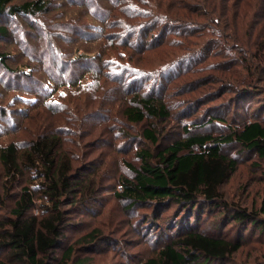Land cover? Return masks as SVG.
<instances>
[{"label":"trees","instance_id":"obj_1","mask_svg":"<svg viewBox=\"0 0 264 264\" xmlns=\"http://www.w3.org/2000/svg\"><path fill=\"white\" fill-rule=\"evenodd\" d=\"M13 1L0 0V18L21 15L38 18L40 23L56 20V28L67 35H55L60 39L57 42L51 34L44 35L39 30L38 39L44 36L46 40L43 51L58 56L55 68L49 69L48 64L38 66L36 74L31 73L34 66L27 64L30 69L22 72L23 77L30 76L28 85L36 86L32 90L33 98L38 102H41L39 98L43 92L53 104L50 96L61 87L69 88L68 94L60 97L66 110L86 89L91 90L92 96H99L103 90L106 94L114 90V86L122 88L133 83L139 88H128L118 99L117 111L121 117L134 124L165 119L171 115L168 98L179 80L192 76H198L196 79L199 80L204 73L229 68V77L237 78L240 71L232 70L231 64L232 60L240 61L242 48L257 58L254 61L246 57L242 61L249 74L257 71L264 62V0H110L114 1L110 5L108 0H72L80 8L77 16L64 2L26 0L17 4ZM61 7V11L51 18L50 13ZM60 19L66 20L60 24ZM9 35V27L0 24V37ZM99 42L101 48L95 54L83 50L80 45ZM164 44L176 49L168 51L170 57L159 68L149 70L137 65L150 49ZM218 56L223 65L215 61ZM7 57L0 49V69L11 71ZM30 57L42 64V55L31 54ZM87 77L90 80L87 81ZM147 86L149 90L145 89ZM155 91H159L158 94ZM65 97L67 102H64ZM109 105L103 107L108 108L103 109L105 114L100 107L97 115H90L91 119L101 118L97 120L99 124H106L111 117L108 111H114L115 107ZM214 116L211 115V121L217 119ZM44 118L51 120L46 115ZM143 135L153 143L158 142L156 129L149 125L143 128ZM232 141L256 149L264 157V124L251 120L223 137L210 133L188 134L160 150L154 164L150 161L154 156L143 149L139 152L142 163L139 168H134V180L122 179L121 190L116 193L132 199L133 203L195 202L198 196L211 202L222 200L220 187L236 169L235 158L223 151V145ZM64 142L59 134L50 130L36 134L24 148L16 142L0 147V163L7 177L0 185L7 187L8 182L20 183L26 175L29 181L20 188L11 208V217L5 221L0 219V247L9 250L20 263L53 264L49 261L56 259L53 253L62 246L61 198L70 194L74 197L82 190V181L71 173L72 157L67 156ZM34 180L40 181L35 183ZM42 196L48 199L45 203L48 214L31 213L39 206ZM234 218L251 223L264 233V199L259 211L242 209ZM98 235L95 228L79 240L91 243ZM239 247V243L226 238L186 231L143 264H204L202 257L205 262L225 259ZM73 251V245L68 247L55 264H69ZM91 260L84 257L76 261L89 264ZM0 264L10 262L0 258Z\"/></svg>","mask_w":264,"mask_h":264},{"label":"rangeland","instance_id":"obj_2","mask_svg":"<svg viewBox=\"0 0 264 264\" xmlns=\"http://www.w3.org/2000/svg\"><path fill=\"white\" fill-rule=\"evenodd\" d=\"M23 1L26 0L13 2L18 4ZM108 1L109 5L114 2ZM54 2L70 5L75 16L80 11L72 0ZM61 9L55 8L50 13L51 18ZM65 20L60 19L58 23ZM55 21L47 19L40 23L38 18L21 15L0 18V24L8 26L10 30L8 37H0V49L7 54L11 68V71L0 69V147L16 142L20 148H24L36 134L54 130L65 140L67 156L72 157L73 177L82 181L80 193L74 197L70 194L61 198L59 207L63 211V243L53 253L56 259L49 262L55 264L64 250L73 245L69 264H78L80 262L76 260L84 257L92 259L89 264H143L179 235L186 231H198L240 244L239 249L227 258L205 262L202 257V263L264 264V233L259 232L251 223L234 218L237 211L242 209L259 211L264 199V157L256 149L236 141L223 145V151L235 158L236 169L220 187L222 200L211 202L198 196L195 202L165 200L133 203L132 199L116 193L121 190L122 179L134 180V168H139L142 163L139 152L143 149L154 156L150 160L154 164L160 150L176 140L184 139L188 134L210 133L223 137L251 120L264 124V62L257 71L253 70L249 74L246 66L241 63L246 57L254 61L257 58L242 48L240 61L232 60L231 64L232 70L236 68L240 71L237 78L229 77V68L204 73L199 80L196 79L198 76L179 80L177 88L168 98L170 117L134 124L121 117L117 111L118 99L126 90L139 88L133 83L122 88L114 86V90L106 94L103 90L99 96H92L91 90L86 89L80 98L70 102L67 110L60 97L68 94L69 88L61 87L50 96L56 108L48 102L47 93H41V102L33 98L35 94L32 89L36 86L30 87L27 83L30 76L23 77L22 72L26 73L30 69L27 64L34 66L31 73L36 74L38 66L48 64L49 69L55 68L58 56L54 52L43 51L46 48L43 46V41H46L44 36L38 39L39 30L44 35L51 34L53 38L55 35L67 36L56 28ZM55 39L60 41L59 37ZM101 44L80 45L83 50L94 51L95 54ZM175 49V46L168 44L150 49L138 60L137 65L155 70L170 57L168 51ZM31 54L42 55V64L34 61ZM218 59L221 56L215 61L223 65ZM246 74L249 76L246 77ZM109 87L110 84L107 90ZM107 104L115 105L114 111H108L111 117L106 120V124L102 122L100 125L97 120L101 118L94 120L90 115L99 113L100 107V111L107 110L103 108ZM45 115L52 121L44 118ZM211 115L217 119L211 121ZM148 125L156 129L159 137L157 143L143 135V128ZM187 128L190 132H187ZM0 173V176L3 175L0 179L2 184L7 177L1 163ZM34 181L38 183L40 180ZM28 182L26 175L20 183L8 182L7 187L0 185L1 220L11 217V208L18 192ZM42 197L39 206L31 213L41 216L48 214L49 208L45 206L48 199ZM95 228L99 235L93 242L79 240ZM0 258L10 264H27L18 262L9 250L1 247Z\"/></svg>","mask_w":264,"mask_h":264}]
</instances>
